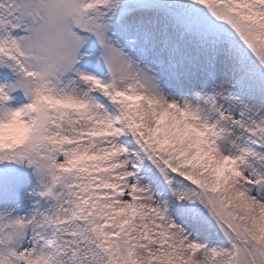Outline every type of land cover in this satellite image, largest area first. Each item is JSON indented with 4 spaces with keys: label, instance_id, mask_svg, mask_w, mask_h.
Here are the masks:
<instances>
[{
    "label": "snow or ice",
    "instance_id": "snow-or-ice-1",
    "mask_svg": "<svg viewBox=\"0 0 264 264\" xmlns=\"http://www.w3.org/2000/svg\"><path fill=\"white\" fill-rule=\"evenodd\" d=\"M0 264H264V0H0Z\"/></svg>",
    "mask_w": 264,
    "mask_h": 264
}]
</instances>
